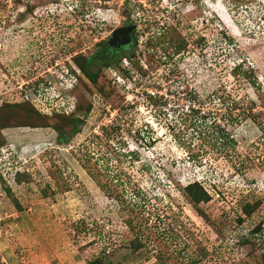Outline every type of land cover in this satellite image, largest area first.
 <instances>
[{
	"label": "rangeland",
	"instance_id": "1",
	"mask_svg": "<svg viewBox=\"0 0 264 264\" xmlns=\"http://www.w3.org/2000/svg\"><path fill=\"white\" fill-rule=\"evenodd\" d=\"M139 1L0 0V107L92 104L67 143L64 119L0 108V264H264V0ZM124 22L139 43L99 62Z\"/></svg>",
	"mask_w": 264,
	"mask_h": 264
},
{
	"label": "trees",
	"instance_id": "2",
	"mask_svg": "<svg viewBox=\"0 0 264 264\" xmlns=\"http://www.w3.org/2000/svg\"><path fill=\"white\" fill-rule=\"evenodd\" d=\"M137 41V40H136ZM138 42V41H137ZM101 46V45H100ZM112 48L109 47V49L106 51V49H102V52H99L98 55H96V58L99 62H103L105 60L108 59L109 56L113 55L112 54ZM116 51V50H115ZM129 60L132 62V60H134V52L132 54L129 55ZM116 63L119 65V69L116 70L114 68V70L119 71L118 73L122 74L123 78H124V83L125 85L123 86V89L121 90V92H125L128 88L129 84L132 83L133 81V77H132V73L131 71H129V69H127L124 65L119 64L120 62L117 60ZM138 64H140V59H137ZM79 64V63H78ZM89 63H87L86 61L81 63L79 66L82 69L84 78L87 77V79L92 82L93 84L97 83V75L95 72L90 71L89 70ZM133 65H136L135 62H133ZM105 67H110L108 64L105 65ZM142 67V66H141ZM110 69V68H109ZM139 74V76L141 75V70H139V72H137ZM48 80H43L42 83H40L39 85L37 84L36 86H34V88H40L42 86H44L45 84H47ZM111 82V81H110ZM113 83V82H111ZM98 84V83H97ZM113 88L117 87L115 86V84H112ZM118 88V87H117ZM116 89V88H115ZM35 93H37L35 90H33ZM67 95V94H66ZM78 102V101H77ZM2 106L0 108L6 107V108H10V109H14L15 107H23L24 109L27 108H31L33 109V111L40 115V116H45V117H51V118H61L64 119L63 121H61L60 123H58L55 126V129L58 130L59 135H60V139L62 142H68L71 136H74L76 134H78L80 132V124L81 122H83L82 120L84 118H88V114L90 113V111L92 110V104L89 105V108H87V111L84 112L82 111L83 109H81V105L78 106V108L76 107L75 110H73L71 113L67 114L64 112H53L51 114H46V113H42L37 107L36 105L31 101V100H27L24 95H22L19 98L18 102L15 103H11V102H2ZM3 110H8V109H3ZM198 113V112H195ZM81 115H83V117H81ZM9 125V123H2L1 127H2V131H4L5 129H7V126ZM70 125L72 127V132L71 135L66 133V128L67 126ZM45 127H49L48 124ZM216 129H218L216 127ZM16 175H19V173H16ZM185 191L188 193L191 201L193 203L196 204H201V203H208L211 199L210 195H208V193L205 191V189L197 182H195L192 185H189L185 188ZM259 205L260 204H248L245 206V208L243 209L244 215L246 217H251L256 211L257 209H259ZM240 223L243 222V219L239 220ZM262 230V225L258 224L253 230H251L249 233L250 236H256L259 233H261ZM262 261L264 262V258L262 259ZM89 264H104L103 260L101 259H96L92 262H89Z\"/></svg>",
	"mask_w": 264,
	"mask_h": 264
},
{
	"label": "built area",
	"instance_id": "3",
	"mask_svg": "<svg viewBox=\"0 0 264 264\" xmlns=\"http://www.w3.org/2000/svg\"><path fill=\"white\" fill-rule=\"evenodd\" d=\"M126 62V61H125ZM131 61L129 60V62L127 61V63H125L124 64V66L127 68V69H129L130 71H131V73L133 74V80L135 79L134 78V70H133V66H131V63H130ZM145 69H147L146 68V66L144 65V63H142L141 64ZM80 73V72H79ZM136 77V76H135ZM62 80H63V78L62 77H60ZM59 78V79H60ZM123 78V77H122ZM122 78H119L118 77V79L117 80H122ZM113 83H115V82H113ZM60 84H61V86L63 87V89H64V87H65V85L60 81ZM164 89L163 90H161V91H159V88H149V89H147V94H148V97L149 98H152V99H161L162 97H164V98H168L169 96H168V94H169V89L167 88V86L165 87V84H163V86H162ZM68 87H65V89H67ZM126 89L127 90H132V87H131V84H129V86H128V88L126 87ZM126 90V91H127ZM40 92H41V90H40ZM35 93V92H34ZM36 95H42L43 96V94H42V92L41 93H39V92H37V93H35ZM23 95H24V97L27 99V100H31L32 99V95L31 94H24L23 93ZM66 95V94H65ZM61 96H62V94H61ZM58 98H61L62 100H64L65 101V99H63L62 97H58ZM32 101V100H31ZM33 102V101H32ZM60 102H62V101H60ZM73 108V109H72ZM42 113H45L44 112V110H41L40 108H38ZM75 109V106H72L71 105V109H69L68 110V108H67V106H62V107H60V108H54V109H51L52 111V113L53 112H64V113H67V114H69V113H71L73 110ZM69 112H68V111ZM51 114V113H50Z\"/></svg>",
	"mask_w": 264,
	"mask_h": 264
},
{
	"label": "flooded vegetation",
	"instance_id": "4",
	"mask_svg": "<svg viewBox=\"0 0 264 264\" xmlns=\"http://www.w3.org/2000/svg\"><path fill=\"white\" fill-rule=\"evenodd\" d=\"M139 3L144 4V8L146 7V3H144L142 0H140ZM126 21H129V20H127V18H126V19H125V22H126ZM131 21H132V20H131ZM125 22H124L123 27H121V28L134 27V30H133V31L131 32V34H130L131 43L128 44V45H125V46H120V44L113 45L111 48L114 49V50H116V51H121L122 49L130 48V47H132V46H136L137 43H139V41L137 42L136 39H135V36H137L136 33H141L140 30H139V28H138V26L135 25V24H133V23L128 25V24L125 23ZM129 22H130V21H129ZM132 22H134V21H132ZM121 28H118V29H121ZM118 29H117V30H118ZM117 30H114V31H113V37L115 36V32H116ZM144 32H145V31H144ZM137 38H138V36H137Z\"/></svg>",
	"mask_w": 264,
	"mask_h": 264
},
{
	"label": "water",
	"instance_id": "5",
	"mask_svg": "<svg viewBox=\"0 0 264 264\" xmlns=\"http://www.w3.org/2000/svg\"><path fill=\"white\" fill-rule=\"evenodd\" d=\"M134 30V27H127L118 29L115 32L113 45L120 44V46H125L131 43L130 34Z\"/></svg>",
	"mask_w": 264,
	"mask_h": 264
},
{
	"label": "clouds",
	"instance_id": "6",
	"mask_svg": "<svg viewBox=\"0 0 264 264\" xmlns=\"http://www.w3.org/2000/svg\"><path fill=\"white\" fill-rule=\"evenodd\" d=\"M141 66H142V65H141ZM129 71H130V70H129ZM120 75H121V74H120ZM121 76H122V75H121ZM112 81H113V80H112ZM113 82H115V83H113V84L117 85V82H116V81H113ZM124 85H125V84H123L122 87H123ZM125 92H126V91H125ZM125 92H124V93H125ZM74 110H75V109H74Z\"/></svg>",
	"mask_w": 264,
	"mask_h": 264
},
{
	"label": "bare ground",
	"instance_id": "7",
	"mask_svg": "<svg viewBox=\"0 0 264 264\" xmlns=\"http://www.w3.org/2000/svg\"><path fill=\"white\" fill-rule=\"evenodd\" d=\"M223 15L227 16L226 14H223Z\"/></svg>",
	"mask_w": 264,
	"mask_h": 264
}]
</instances>
